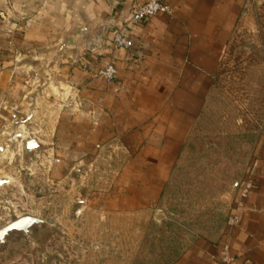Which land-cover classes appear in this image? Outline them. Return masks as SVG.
Wrapping results in <instances>:
<instances>
[{
	"label": "crops",
	"instance_id": "crops-1",
	"mask_svg": "<svg viewBox=\"0 0 264 264\" xmlns=\"http://www.w3.org/2000/svg\"><path fill=\"white\" fill-rule=\"evenodd\" d=\"M145 1L0 0V135L16 121L29 125L34 139L25 148H43L55 179L88 177L80 210L100 219L165 209L179 169L203 154L221 58L255 7L164 0L171 14L129 25L131 7ZM116 30L131 49L112 44ZM106 62L116 69L112 81L93 77ZM210 126L217 147L222 120ZM230 136L225 161L240 167L214 176L210 193L237 221L162 250L164 264H217L225 247L231 264H264V108L246 135ZM238 180L251 188L237 210Z\"/></svg>",
	"mask_w": 264,
	"mask_h": 264
},
{
	"label": "rangeland",
	"instance_id": "rangeland-1",
	"mask_svg": "<svg viewBox=\"0 0 264 264\" xmlns=\"http://www.w3.org/2000/svg\"><path fill=\"white\" fill-rule=\"evenodd\" d=\"M254 6L221 58L215 108L202 124L203 154L179 169L165 195V209L154 215L100 219L95 212L80 210L88 177H51L43 148H25L34 139L27 124L18 128L16 121L0 135V229L22 217L42 222L26 240L16 237L0 245V264H164L166 259L158 257L162 250L183 245L193 232L218 229L230 218L229 210L211 195L210 184L233 164L239 169L240 163L225 161L231 148L225 147L226 139L246 135L264 108V3ZM217 119L222 129L215 147L210 124ZM236 185L239 190L242 181Z\"/></svg>",
	"mask_w": 264,
	"mask_h": 264
},
{
	"label": "built area",
	"instance_id": "built-area-1",
	"mask_svg": "<svg viewBox=\"0 0 264 264\" xmlns=\"http://www.w3.org/2000/svg\"><path fill=\"white\" fill-rule=\"evenodd\" d=\"M246 5H254L256 4V0H242ZM156 14H171V8L164 0H146L141 4L133 5L129 11V15L127 18V23L129 25H135L142 23L146 18L156 15ZM112 44L118 48L131 49L133 47V41L129 39L124 33L120 30H116L112 34ZM116 69L115 67L106 62L98 68L93 77L104 79L105 81H112L115 78ZM251 188V184L249 181H245L242 183L238 199L239 202L237 204L236 209L238 210L241 206L240 201L246 197L248 190ZM237 221L236 214H232L228 220L229 224H234ZM217 264H231V259L229 257V253L227 248L225 247L221 252L220 259Z\"/></svg>",
	"mask_w": 264,
	"mask_h": 264
},
{
	"label": "water",
	"instance_id": "water-1",
	"mask_svg": "<svg viewBox=\"0 0 264 264\" xmlns=\"http://www.w3.org/2000/svg\"><path fill=\"white\" fill-rule=\"evenodd\" d=\"M100 41V38L90 39L85 43V46L96 45ZM42 225V222L38 219L31 217H22L0 229V245H4L7 242L12 241L16 237H22L25 240L29 235V231Z\"/></svg>",
	"mask_w": 264,
	"mask_h": 264
}]
</instances>
